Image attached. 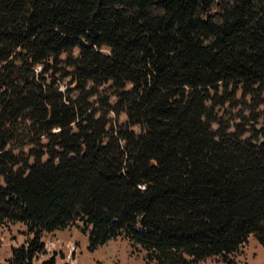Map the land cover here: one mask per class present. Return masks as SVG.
<instances>
[{
    "label": "trees",
    "instance_id": "obj_1",
    "mask_svg": "<svg viewBox=\"0 0 264 264\" xmlns=\"http://www.w3.org/2000/svg\"><path fill=\"white\" fill-rule=\"evenodd\" d=\"M15 224L5 264H38L75 225L148 264L264 248V0H0V227Z\"/></svg>",
    "mask_w": 264,
    "mask_h": 264
},
{
    "label": "rangeland",
    "instance_id": "obj_2",
    "mask_svg": "<svg viewBox=\"0 0 264 264\" xmlns=\"http://www.w3.org/2000/svg\"><path fill=\"white\" fill-rule=\"evenodd\" d=\"M65 84L62 85L64 87ZM78 226L82 225L78 223ZM24 228L20 224L0 227V264H5L11 249L24 243ZM46 257L55 258V264H148L145 253L134 250L122 239L111 240L96 249H90L87 234L77 225L44 237ZM234 264H264V248L253 238L239 253L231 258ZM38 262V264H39ZM202 264H222L218 259H209Z\"/></svg>",
    "mask_w": 264,
    "mask_h": 264
},
{
    "label": "built area",
    "instance_id": "obj_3",
    "mask_svg": "<svg viewBox=\"0 0 264 264\" xmlns=\"http://www.w3.org/2000/svg\"><path fill=\"white\" fill-rule=\"evenodd\" d=\"M38 70H39V69H38ZM64 90H65V86H64V87L61 86V87H60V91H61V92H64Z\"/></svg>",
    "mask_w": 264,
    "mask_h": 264
}]
</instances>
